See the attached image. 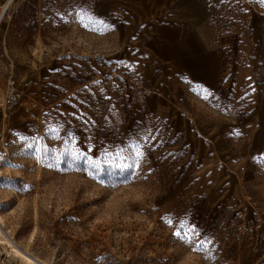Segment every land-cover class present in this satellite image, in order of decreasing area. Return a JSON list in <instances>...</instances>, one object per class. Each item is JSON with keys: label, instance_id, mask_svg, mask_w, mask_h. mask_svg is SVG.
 I'll list each match as a JSON object with an SVG mask.
<instances>
[{"label": "rangeland", "instance_id": "1", "mask_svg": "<svg viewBox=\"0 0 264 264\" xmlns=\"http://www.w3.org/2000/svg\"><path fill=\"white\" fill-rule=\"evenodd\" d=\"M214 2L225 88L161 78L149 5L0 0V264H264V0Z\"/></svg>", "mask_w": 264, "mask_h": 264}, {"label": "crops", "instance_id": "2", "mask_svg": "<svg viewBox=\"0 0 264 264\" xmlns=\"http://www.w3.org/2000/svg\"><path fill=\"white\" fill-rule=\"evenodd\" d=\"M112 1L119 5L124 0H109L110 3ZM131 1V5L151 6L154 11L151 15L156 14L151 20L159 23L158 29L162 34L165 32L167 39L163 45L167 47L163 46L162 59L159 62L163 70L162 79L166 74H175L188 85L200 84L206 88H225L230 83L233 57L237 52H234V39L229 35L218 38L215 27L210 25V20L216 13L214 0ZM252 33L253 41L255 40L259 49L263 38L258 36L260 32L257 25H254ZM237 51L240 56V45ZM258 57V60H262L264 54ZM164 92H167L165 87ZM256 112L259 120L264 118V96L257 104ZM253 141L263 146L262 151L256 152L255 149L254 153L264 156V131L257 132Z\"/></svg>", "mask_w": 264, "mask_h": 264}, {"label": "built area", "instance_id": "3", "mask_svg": "<svg viewBox=\"0 0 264 264\" xmlns=\"http://www.w3.org/2000/svg\"><path fill=\"white\" fill-rule=\"evenodd\" d=\"M8 86L9 87L4 97V103H6L8 107H12L21 98L22 91L18 88V86H15L13 82L10 83Z\"/></svg>", "mask_w": 264, "mask_h": 264}, {"label": "bare ground", "instance_id": "4", "mask_svg": "<svg viewBox=\"0 0 264 264\" xmlns=\"http://www.w3.org/2000/svg\"><path fill=\"white\" fill-rule=\"evenodd\" d=\"M2 109H4L3 111H5V108L4 107H2ZM2 220H1V215H0V222H1ZM12 249H14V251L19 255V256H21L22 258H24V259H26V260H28V261H30V262H34L29 256H27L26 255V253H22L17 247H14V245H12Z\"/></svg>", "mask_w": 264, "mask_h": 264}]
</instances>
